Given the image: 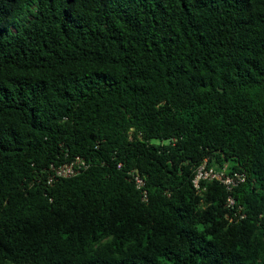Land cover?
Masks as SVG:
<instances>
[{
	"label": "trees",
	"instance_id": "trees-1",
	"mask_svg": "<svg viewBox=\"0 0 264 264\" xmlns=\"http://www.w3.org/2000/svg\"><path fill=\"white\" fill-rule=\"evenodd\" d=\"M263 230L264 0H0V264H264Z\"/></svg>",
	"mask_w": 264,
	"mask_h": 264
},
{
	"label": "built area",
	"instance_id": "built-area-1",
	"mask_svg": "<svg viewBox=\"0 0 264 264\" xmlns=\"http://www.w3.org/2000/svg\"><path fill=\"white\" fill-rule=\"evenodd\" d=\"M84 167L85 161L79 156H73L69 160L58 164L51 163L49 165L50 172L47 177V180L50 181L56 177H66L73 175ZM131 175L135 186L139 188L141 190V193L144 195L145 190L142 189V177L135 172H132ZM212 179L217 180L224 186L226 190L230 191L233 186H235L239 181L243 179V174L235 170L231 172H226L224 167L217 169L212 166H207L204 160H202L199 164L194 167L191 182L197 190L200 188V180ZM225 205L229 208H232L234 206V198L230 193H228L225 197ZM262 235L264 237V230L262 232Z\"/></svg>",
	"mask_w": 264,
	"mask_h": 264
}]
</instances>
